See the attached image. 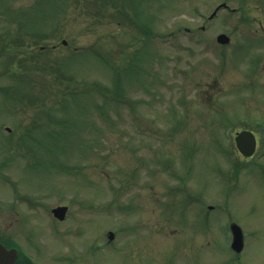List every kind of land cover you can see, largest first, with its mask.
<instances>
[{
    "label": "rangeland",
    "instance_id": "374dc122",
    "mask_svg": "<svg viewBox=\"0 0 264 264\" xmlns=\"http://www.w3.org/2000/svg\"><path fill=\"white\" fill-rule=\"evenodd\" d=\"M0 126V180L69 204L31 242L68 264H264V156L234 140L264 135V0H0Z\"/></svg>",
    "mask_w": 264,
    "mask_h": 264
},
{
    "label": "flooded vegetation",
    "instance_id": "af4514ba",
    "mask_svg": "<svg viewBox=\"0 0 264 264\" xmlns=\"http://www.w3.org/2000/svg\"><path fill=\"white\" fill-rule=\"evenodd\" d=\"M1 129L2 126H0ZM243 129L254 133L258 151L260 142L264 141V135L258 133L256 129L240 128L234 131V137ZM5 130L8 134L12 131L8 126H5ZM256 152L245 156L239 151L245 162L253 159ZM262 156H264V150L258 157ZM27 188L23 187L21 181L0 180V264H50V259L51 264H68L70 248L67 244L54 248L49 246L45 237H40V243L31 244V242L33 235H37L32 227L41 223L40 220H44V226L50 235L61 239L68 231L69 204L62 201L50 205L51 203L46 202L49 197L38 199ZM57 206L68 207L65 218L54 214V208ZM79 255L82 257L83 253L79 252ZM61 259L64 261L60 262Z\"/></svg>",
    "mask_w": 264,
    "mask_h": 264
},
{
    "label": "water",
    "instance_id": "95a60500",
    "mask_svg": "<svg viewBox=\"0 0 264 264\" xmlns=\"http://www.w3.org/2000/svg\"><path fill=\"white\" fill-rule=\"evenodd\" d=\"M217 39L219 42L222 43H227L230 40L229 36L225 33L219 34ZM64 43H66V40H64ZM236 143L238 148L242 151V153L247 156L253 154V152L255 151L256 140H255V136L251 131L244 130L239 132L236 136ZM66 210L67 207L59 206L54 208V213L59 217H64ZM231 229L233 232L232 247L236 251H241L242 248L244 247V236H243L242 228L237 223L232 222ZM108 237L110 239H113L115 237V233L113 231H109Z\"/></svg>",
    "mask_w": 264,
    "mask_h": 264
},
{
    "label": "trees",
    "instance_id": "16d2710c",
    "mask_svg": "<svg viewBox=\"0 0 264 264\" xmlns=\"http://www.w3.org/2000/svg\"><path fill=\"white\" fill-rule=\"evenodd\" d=\"M99 7H101V6H99ZM38 63H39V61H38ZM38 63H37V64H38ZM42 65H43V64H42ZM37 67H39V66H37ZM41 67H42V66H41ZM18 78H20V79H21V75H20Z\"/></svg>",
    "mask_w": 264,
    "mask_h": 264
}]
</instances>
